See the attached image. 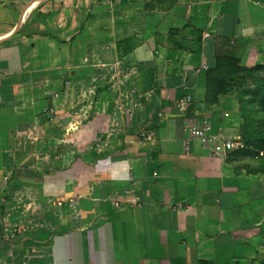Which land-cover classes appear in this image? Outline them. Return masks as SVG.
<instances>
[{
  "label": "crops",
  "instance_id": "0c3cea01",
  "mask_svg": "<svg viewBox=\"0 0 264 264\" xmlns=\"http://www.w3.org/2000/svg\"><path fill=\"white\" fill-rule=\"evenodd\" d=\"M221 37L259 61L264 0H0V264L258 262L264 171L204 95Z\"/></svg>",
  "mask_w": 264,
  "mask_h": 264
},
{
  "label": "trees",
  "instance_id": "16d2710c",
  "mask_svg": "<svg viewBox=\"0 0 264 264\" xmlns=\"http://www.w3.org/2000/svg\"><path fill=\"white\" fill-rule=\"evenodd\" d=\"M179 44L185 45V42H179ZM195 45H190L189 49L196 51L198 44ZM214 50V64L205 72V98L216 102L218 95L227 93L233 95L235 92L233 97L240 118L238 127L242 130L240 137L244 144L243 148L234 150L232 154L235 157L256 158V167L264 171V138L257 135L251 127L249 116L251 110L254 111V105H256V111L261 110V113H264V64L242 65L235 55L236 45L228 38H217ZM248 74L253 77L252 84L244 83ZM250 127L252 128L250 132H244ZM173 264L187 263L176 261ZM259 264H264V256L259 260Z\"/></svg>",
  "mask_w": 264,
  "mask_h": 264
},
{
  "label": "rangeland",
  "instance_id": "374dc122",
  "mask_svg": "<svg viewBox=\"0 0 264 264\" xmlns=\"http://www.w3.org/2000/svg\"><path fill=\"white\" fill-rule=\"evenodd\" d=\"M255 63H260V64H264V54L261 55L259 61H255L253 64ZM252 63L248 66H252L253 65ZM247 77L245 78V84H252V80H253V77L252 75L248 74L246 75ZM251 76V77H250ZM16 97H17V102H21V104H24L23 101H18V99H21L22 96H23V93L25 92V97H31V99L29 100H33V99H37L41 96V91L39 89H27V90H16ZM23 92V93H22ZM31 93V94H30ZM235 92H233V95H234ZM254 105V104H253ZM40 106V105H39ZM256 105H254V111L251 110V113L249 114L250 116V120H251V124L253 127V129L255 130V132L257 133V135H260L261 137L264 138V113H261L262 111L261 110H257L256 111V108H255ZM39 110V109H38ZM40 111V110H39ZM39 113V112H38ZM53 114V113H52ZM40 115V113H39ZM40 118V117H39ZM49 123H44L42 122L41 124L39 122H33L32 125L28 126L30 127L27 132H33L32 134H36L38 132H41V128H44L46 127V125H48ZM248 128L246 130H244V132H250V130L252 128ZM237 129H238V138L237 140H240L243 144L244 142L241 140V133H242V130L240 129V127L237 126ZM46 131V130H45ZM246 132V133H247ZM37 139V138H36ZM36 139H33L34 141H36ZM38 140V139H37ZM26 141L25 140H22L20 139L19 140V144H24ZM20 146V145H19ZM30 155V154H28ZM35 155L36 156H39V151L37 150V152H35ZM22 158V157H21ZM261 241H263V245L259 246V248H257V261L259 262V260L264 256V236L261 237ZM258 262L256 264H258Z\"/></svg>",
  "mask_w": 264,
  "mask_h": 264
},
{
  "label": "built area",
  "instance_id": "2783aa9c",
  "mask_svg": "<svg viewBox=\"0 0 264 264\" xmlns=\"http://www.w3.org/2000/svg\"><path fill=\"white\" fill-rule=\"evenodd\" d=\"M206 128V127H205ZM197 137H202L203 133L202 130H195L193 132ZM224 147L227 149H241L243 148V143L240 140H226L224 141Z\"/></svg>",
  "mask_w": 264,
  "mask_h": 264
}]
</instances>
